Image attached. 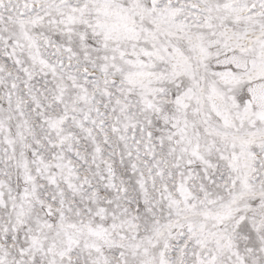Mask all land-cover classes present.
<instances>
[{
    "label": "snow or ice",
    "instance_id": "snow-or-ice-1",
    "mask_svg": "<svg viewBox=\"0 0 264 264\" xmlns=\"http://www.w3.org/2000/svg\"><path fill=\"white\" fill-rule=\"evenodd\" d=\"M0 264H264V0H0Z\"/></svg>",
    "mask_w": 264,
    "mask_h": 264
}]
</instances>
